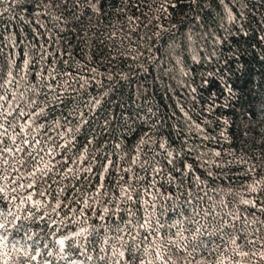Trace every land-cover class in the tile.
Returning <instances> with one entry per match:
<instances>
[{
  "label": "trees",
  "instance_id": "obj_1",
  "mask_svg": "<svg viewBox=\"0 0 264 264\" xmlns=\"http://www.w3.org/2000/svg\"><path fill=\"white\" fill-rule=\"evenodd\" d=\"M0 264H264V0H0Z\"/></svg>",
  "mask_w": 264,
  "mask_h": 264
}]
</instances>
